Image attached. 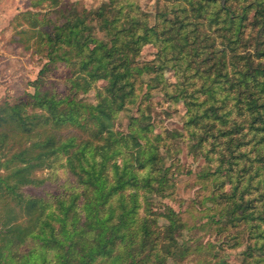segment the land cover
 <instances>
[{
	"label": "trees",
	"instance_id": "16d2710c",
	"mask_svg": "<svg viewBox=\"0 0 264 264\" xmlns=\"http://www.w3.org/2000/svg\"><path fill=\"white\" fill-rule=\"evenodd\" d=\"M51 6L55 17L28 9L10 20L19 42L30 48L35 38L32 49L47 62L28 83L33 92L0 100V264L187 258L182 213L152 207L153 194L173 187L163 160L171 152L167 140L178 137L207 164L200 178L211 190L202 203L215 213L206 215L218 234L244 246L233 264H264V0H165L154 13L134 0ZM147 45L154 56L140 61ZM59 65L66 92L47 76ZM167 72L177 77L174 89ZM144 86L145 99L159 90L182 103L183 131L151 134L141 108L127 132L116 129L119 112ZM91 89L96 103L80 97ZM61 158L72 176L63 193L23 192L44 181L37 170L53 169Z\"/></svg>",
	"mask_w": 264,
	"mask_h": 264
},
{
	"label": "rangeland",
	"instance_id": "374dc122",
	"mask_svg": "<svg viewBox=\"0 0 264 264\" xmlns=\"http://www.w3.org/2000/svg\"><path fill=\"white\" fill-rule=\"evenodd\" d=\"M77 2L79 8L86 7L94 9L107 0H58L64 5L65 2ZM138 1L141 7L150 13L157 9L158 2L161 6L165 0H134ZM222 6L226 0H219ZM52 12L50 16L55 17L51 0H44L39 6L33 7L31 0H0V100L7 97L10 101H15L25 96L34 89L29 86L39 70L43 67L47 59L43 54L35 53V38H31V47L25 48L24 43L19 42L18 35L10 26V20L18 11L24 10ZM48 29L52 24L48 25ZM19 29V28H18ZM28 33V35H30ZM156 49L153 45L143 48L139 57L140 61H147L153 58ZM47 76L57 83V91L66 92V84L62 80L65 76V69L59 65ZM167 82L174 89L177 77L172 72L166 74ZM105 81L100 80L96 87H102ZM144 86L140 92L137 102L131 104L126 109L119 112L115 120L116 129L127 132L128 123L131 117L140 114V108L150 115L149 122L152 123L155 135L167 131H183L184 107L181 102H171L159 91L153 90L151 96L145 99L144 93L147 91ZM96 90L91 89L80 97L87 102L96 103ZM143 100V101H142ZM142 104L140 105V102ZM171 152L163 160L164 168L169 167L167 175L173 183V187H167L164 196L152 195V207L160 211L165 206L170 205L176 211L182 213L186 228L180 238L191 247V252L187 258L181 262L169 259L168 264H217L219 260L227 264L240 263L244 246H234V239L228 240V232L217 233V224H213L207 213H215L213 205L204 202L210 193L209 181L200 178L201 172L207 168L203 158L198 157L192 150L191 143L187 138H176L167 140ZM163 150V148H161ZM64 158L58 161L53 169H41L35 172L44 181L39 185H26L22 188L26 195L45 196L51 198L64 192L66 184L72 179L69 171L63 166ZM4 213L0 210V216ZM218 216L215 217L217 219ZM162 217H155V223L161 224ZM258 259L260 257H257Z\"/></svg>",
	"mask_w": 264,
	"mask_h": 264
},
{
	"label": "crops",
	"instance_id": "0c3cea01",
	"mask_svg": "<svg viewBox=\"0 0 264 264\" xmlns=\"http://www.w3.org/2000/svg\"><path fill=\"white\" fill-rule=\"evenodd\" d=\"M18 12H19V11H18ZM18 12H17V13H18ZM14 15H15V14H14ZM14 15H13V16H14Z\"/></svg>",
	"mask_w": 264,
	"mask_h": 264
}]
</instances>
